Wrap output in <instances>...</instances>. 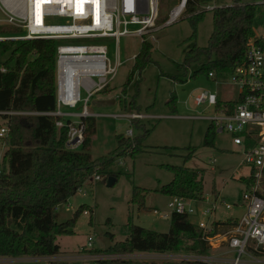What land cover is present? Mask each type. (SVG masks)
Returning a JSON list of instances; mask_svg holds the SVG:
<instances>
[{
  "label": "rangeland",
  "instance_id": "1",
  "mask_svg": "<svg viewBox=\"0 0 264 264\" xmlns=\"http://www.w3.org/2000/svg\"><path fill=\"white\" fill-rule=\"evenodd\" d=\"M233 1L210 0L209 3L225 6ZM241 1L252 3L259 0ZM178 2L158 0V28L143 38L152 44L151 60L134 72L128 84H125L126 78L134 62L133 56L140 50L141 37L123 35L117 45L113 38L68 41L73 44L103 43L109 63L115 61L118 52L121 64L117 73L103 91L90 98L88 104V115L92 116L90 121L94 123L89 153L92 158L108 156L118 147L117 134L128 138V143H125L128 146L125 154L113 156L106 174L96 173L101 179L94 180L92 175L74 195L57 207L58 222L71 218L81 205L88 212L78 214L73 233L58 236L59 252L52 264H96L93 260L76 258L84 253L80 249L86 245L87 238L91 237L95 251H104L128 237V223L167 232L170 223L169 197L160 193L159 188L169 183L173 174L165 165H184L201 171L204 197L211 199L213 192L220 193L231 204L230 208L219 205L212 219L224 220L229 216L240 217L244 213L241 193L245 185L240 178L249 174L250 166L242 161L241 147L233 144L226 132H215L213 145L204 144L210 121L203 116L215 115L216 109L206 103H194V96L205 90L216 91L218 100L234 99L236 91L230 83V72L217 78L207 77L202 71L192 76L201 66V61L191 62L186 70L178 65L192 45H207L212 30V12L209 9L204 11L195 25V36L191 37V14L183 12L171 23L163 22ZM49 22L60 23L63 20L51 17ZM263 24L264 10L260 6V12L255 17L256 33L261 32ZM172 95L175 96L174 102H168ZM80 109V103L74 108L61 107L62 113L71 114L62 118L78 123L82 118L73 113H78ZM133 112L147 117L139 120L125 117ZM0 125L4 126L1 117ZM126 130L131 131L130 136L125 135ZM134 138L140 140L141 146L140 150L131 154L136 146ZM6 148V143L0 138V169L7 168V159L3 157ZM189 152L192 154L188 155ZM110 174L115 176L109 184ZM133 186L146 190L143 206L131 202ZM154 208L158 210L157 214L153 212ZM162 213L168 215L163 217ZM199 217L194 215L188 219L195 223Z\"/></svg>",
  "mask_w": 264,
  "mask_h": 264
},
{
  "label": "trees",
  "instance_id": "2",
  "mask_svg": "<svg viewBox=\"0 0 264 264\" xmlns=\"http://www.w3.org/2000/svg\"><path fill=\"white\" fill-rule=\"evenodd\" d=\"M209 1L186 0L183 12L191 14V37L195 36V25L204 13L200 11L201 5ZM211 12L212 30L207 45H192L178 64L186 70L191 62L201 61V66L192 76L202 71L209 77L208 72L213 71L217 78L243 62L246 42L253 34L260 6L234 0L230 5L214 8ZM21 32L19 27L0 26V33L3 34ZM56 45L57 41L53 39L0 41V117L8 128L6 136L2 138L7 145L3 157L8 164L7 168L0 169V256L56 255L59 252L58 236L73 233L72 228L78 214L85 210L81 205L71 218L58 222L57 207L74 195L93 174H106L113 156L125 154L128 146L125 144L128 143V138L117 134L118 147L113 152L108 156L92 158L89 145L94 123L90 121L92 116H83L80 121L83 125L81 146L77 149L67 147L70 120L48 114L56 109ZM151 48L152 44L142 39L125 84L131 81L137 69L143 68L151 60ZM5 55L8 57L4 58ZM174 99L175 96L172 95L168 102H174ZM224 102L218 100L216 108L221 107ZM228 103L232 104L230 101ZM58 120H64L63 125L57 126ZM215 132L213 125L209 123L204 136L205 145H213ZM134 139L136 146L131 154L140 150L141 146L140 140ZM165 167L172 172L173 178L159 188L160 193L168 197L203 199L201 171L184 165ZM145 191L133 186L131 202L143 206ZM169 218L167 232L128 223L129 234L124 241L96 252H209L210 247L201 239L196 225L185 214L172 213ZM228 223L229 221H225L224 225ZM97 264L138 263L131 260L102 259ZM161 264L205 263L181 261Z\"/></svg>",
  "mask_w": 264,
  "mask_h": 264
},
{
  "label": "built area",
  "instance_id": "3",
  "mask_svg": "<svg viewBox=\"0 0 264 264\" xmlns=\"http://www.w3.org/2000/svg\"><path fill=\"white\" fill-rule=\"evenodd\" d=\"M185 3L186 0H179L169 11L164 24L176 20L182 14ZM252 3L260 5L264 10V0ZM217 7L221 6L207 3L201 5L200 11H212ZM0 14V26L12 25L22 30L20 34L0 33V41H57L56 109L48 114L69 116L71 114L61 112V107L74 108L80 103V111L73 114L83 117L89 116L87 108L90 98L109 85L121 62L116 51L115 61L109 63L106 45L103 43L73 44L68 41L113 38L117 45L123 35H134L143 39L158 28L156 21L159 3L158 0H83L82 4L77 6L75 0H0ZM51 17H58L63 22L50 23ZM208 76L216 78L213 71H209ZM230 83L235 88V98L224 100L221 107L216 108V91H201L194 96V103H206L215 107V115L203 117L210 121L216 132H226L231 136L232 143L241 147L242 161L250 166V172L243 181L245 189L241 193L244 213L231 224L221 226L211 220V216L219 205L231 207L222 197H203L197 200L170 196L167 201L169 215H161L170 217L172 213H178L187 217L200 216L195 225L201 239L206 241L211 251L207 254L184 251L96 252L89 236L86 245L80 249V252L84 253L76 258L93 260L96 264L102 259L131 260L138 264L181 261L205 264H264V24L260 33L253 29V34L246 42L243 62L230 71ZM229 101L232 104H229ZM125 117L129 120H139L147 116L133 112ZM56 125H63V121H56ZM7 132V126L0 125L1 139ZM125 135L130 136L131 131L126 130ZM82 140L83 125L80 122H69L67 147L77 149ZM93 178L99 180L100 176L93 174ZM153 212L157 214L158 210L154 208ZM223 244L224 249L217 250ZM55 258V255L0 256V264H52Z\"/></svg>",
  "mask_w": 264,
  "mask_h": 264
},
{
  "label": "crops",
  "instance_id": "4",
  "mask_svg": "<svg viewBox=\"0 0 264 264\" xmlns=\"http://www.w3.org/2000/svg\"><path fill=\"white\" fill-rule=\"evenodd\" d=\"M133 57H134V56H133ZM224 100H227V99H222L221 101H224ZM4 125H5V124H4ZM244 178H245V177L240 178V179L242 180V182L244 181ZM243 183H244V182H243ZM217 196H220V197L223 198V195H220V193H215V192H213V197H217ZM235 218H237V217H235V216H229V217L225 218L224 220H214V219H212V218H211V220H213V221L216 222V223H219L221 226H222V225H223V226H226V225L231 224V222L234 221ZM225 221H226V222L229 221V223L226 224V225H224V222H225ZM191 223L196 224V222H195V223H194V222H191ZM224 246H225V244L221 245L217 250H223V249H224ZM215 251H216V250H215Z\"/></svg>",
  "mask_w": 264,
  "mask_h": 264
},
{
  "label": "bare ground",
  "instance_id": "5",
  "mask_svg": "<svg viewBox=\"0 0 264 264\" xmlns=\"http://www.w3.org/2000/svg\"><path fill=\"white\" fill-rule=\"evenodd\" d=\"M77 2V6L81 5L83 0H75Z\"/></svg>",
  "mask_w": 264,
  "mask_h": 264
},
{
  "label": "water",
  "instance_id": "6",
  "mask_svg": "<svg viewBox=\"0 0 264 264\" xmlns=\"http://www.w3.org/2000/svg\"><path fill=\"white\" fill-rule=\"evenodd\" d=\"M81 117V116H80ZM113 181H112V177H109V179H108V183L110 184V183H112Z\"/></svg>",
  "mask_w": 264,
  "mask_h": 264
}]
</instances>
